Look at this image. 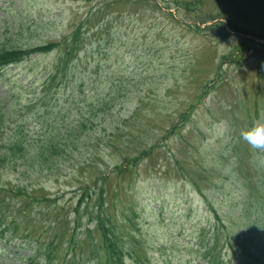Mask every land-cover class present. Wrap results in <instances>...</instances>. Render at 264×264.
Wrapping results in <instances>:
<instances>
[{"label":"rangeland","instance_id":"374dc122","mask_svg":"<svg viewBox=\"0 0 264 264\" xmlns=\"http://www.w3.org/2000/svg\"><path fill=\"white\" fill-rule=\"evenodd\" d=\"M2 35L23 48L60 44L0 73V102L20 100L3 140L39 137L54 124L66 133L79 109L91 126L73 137L79 145L64 152L60 173L0 171V186L20 184L72 207L76 190L106 176L118 218L124 225L129 214L136 218L139 252L156 264H205L189 263L198 252L190 240L197 243L200 225L214 236L221 224L199 190L221 215L239 218L243 186L257 195L262 180L240 134L264 115V0H0ZM100 101L108 111L93 120ZM143 151L139 164L126 163ZM235 156L240 180L213 171ZM33 210L26 207L28 221ZM223 239V263L240 264ZM8 251L9 264H18L23 253Z\"/></svg>","mask_w":264,"mask_h":264},{"label":"trees","instance_id":"16d2710c","mask_svg":"<svg viewBox=\"0 0 264 264\" xmlns=\"http://www.w3.org/2000/svg\"><path fill=\"white\" fill-rule=\"evenodd\" d=\"M58 48L60 44L23 48L14 43L12 37L2 35L0 73L13 66L32 63L34 57L39 58ZM48 80H44L42 87ZM23 86L21 85V89H25ZM14 96L1 99L0 102V171L10 177L19 178L30 174L37 179L60 173L63 165L59 161H62L64 152L79 145L73 137L84 135L91 126L90 121L84 120L88 116L79 109L80 117L75 122L78 123L77 126L66 133H62L58 124H54L39 137L25 136L16 141H5L2 133L6 124L14 117L16 106L20 102ZM91 108L93 120L94 117L99 119L103 117L102 112L108 111V104L100 101ZM263 118L264 115L259 116L256 123H264ZM232 136L230 133L229 139ZM86 141L88 144L92 142L90 139ZM234 141L238 142L236 137ZM255 153L253 167L262 180L257 195L246 185L243 186V197L237 205L240 206L239 218L231 210L221 215L212 197L199 190L214 219L221 225L217 235L207 236L203 231L194 235L196 244L190 240V248L198 251L194 259L202 260L205 264H224L221 260L223 255L217 254L224 238L222 243H226L233 260L240 264H264V152ZM146 154L148 153L143 151L140 157L126 163L137 165ZM239 161L242 160L235 156L224 166L221 165L220 169L217 165L212 169L221 172L228 180L237 182L242 178ZM107 180L104 176L76 190L72 197L75 202L72 207H68V201L64 203L61 196L40 197L36 193H29V189L20 184L10 188L9 184L4 187L1 185L0 194L5 197L0 204V246L5 244L13 247L14 243H18L17 248L22 252H29L28 256L19 258L18 264H156L153 255L146 253L144 256L142 251L137 250L139 243L131 234V230L136 228V218L129 214L125 225L118 218V212L107 198ZM22 202L24 207L19 206ZM28 206L34 209L29 213V221L24 217ZM133 214L136 216V210ZM21 217L25 219L23 222ZM226 217L229 218V225H225ZM207 241L208 244L205 243ZM209 241H214L213 247ZM3 250L4 253H1ZM3 250L0 248V264H5V261L9 264L6 255L11 254L6 248Z\"/></svg>","mask_w":264,"mask_h":264},{"label":"clouds","instance_id":"9594fccd","mask_svg":"<svg viewBox=\"0 0 264 264\" xmlns=\"http://www.w3.org/2000/svg\"><path fill=\"white\" fill-rule=\"evenodd\" d=\"M241 139L257 153L264 152V123L257 122L241 132Z\"/></svg>","mask_w":264,"mask_h":264}]
</instances>
